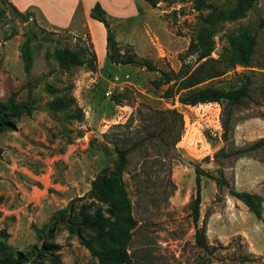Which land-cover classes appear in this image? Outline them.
Returning a JSON list of instances; mask_svg holds the SVG:
<instances>
[{"label": "rangeland", "instance_id": "1", "mask_svg": "<svg viewBox=\"0 0 264 264\" xmlns=\"http://www.w3.org/2000/svg\"><path fill=\"white\" fill-rule=\"evenodd\" d=\"M203 4L199 9L194 0H164L153 9L145 0H126L130 18L120 22L111 17V30L123 53L133 52L161 69L178 71L180 55L207 26V15L214 8L231 10L236 0H203ZM25 13L26 17L15 14L0 0V102H33L30 113L14 120V129L0 131V230L9 234L5 243L23 254H37L46 243L59 246L48 257L33 258L27 264H99L81 241H93L94 234L80 225L79 212L92 202L88 194L95 178L116 160L107 134L124 148L143 140L142 147L131 152L124 175L138 220L129 248L134 264H264V257L248 253L241 236L212 244L219 250L204 258V251L196 246L191 207L196 196V166L219 177L221 167L215 154L222 149L226 153L245 150L264 139V29L256 30L264 20V0H258L244 18L209 26L208 35L216 41L215 59L229 54L228 35L257 33L251 67L237 66L204 85L228 90L238 86L235 73L252 77L249 99L229 108L234 126L228 141H223L220 105L183 106L179 95L166 99L168 86L156 89L152 85L160 79L159 73L112 64L105 58L95 72L85 67L71 72L60 69L55 49L88 48L87 27L76 24L57 29L46 23L39 10ZM32 31L37 39L32 43L34 59L27 73L22 46ZM104 31V26H95L100 56ZM115 95L122 96L121 105L112 101ZM59 98L75 103L51 110L50 104ZM168 109L184 116V132L175 149L165 148L158 138L147 141L143 128L148 116L139 114L140 110L148 114ZM131 117V127H124ZM152 129L160 136L163 125ZM166 140L172 144L171 135ZM222 169L236 190L264 199V147L223 160ZM228 196V188L202 178L201 227ZM237 219L227 229L253 231L259 223L251 211L238 214Z\"/></svg>", "mask_w": 264, "mask_h": 264}, {"label": "trees", "instance_id": "2", "mask_svg": "<svg viewBox=\"0 0 264 264\" xmlns=\"http://www.w3.org/2000/svg\"><path fill=\"white\" fill-rule=\"evenodd\" d=\"M4 1L8 3L15 14L26 17L27 13L21 12L8 0ZM161 1L164 0H145L153 9H156ZM194 1L199 9L205 7L203 0ZM257 1L236 0L235 7L229 11L214 8L205 19L207 26L191 40L186 52L180 55L181 67L178 71L161 69L153 62L142 59L133 52L123 53L112 33L109 14L101 3L95 4L91 11V18L103 24L107 31L106 54L107 59L112 64L131 65L144 68L149 72L159 73L160 79L153 81L152 85L156 89L168 86L164 97L166 99H174L179 95L178 101L183 106L220 105L224 117L222 122L224 129L223 141H228L234 126L229 108L242 105L249 99L250 87L253 83L252 77L235 73L238 86L228 90L204 85L235 70L237 66L251 67L258 44L257 33L250 34L245 31L239 36L235 34L228 35L229 54L226 57L215 59L212 55L216 49V41L208 35L209 26L216 21H236L244 18L249 11L255 8ZM261 29H264V20L260 21L256 27L257 31ZM35 39H37V34L33 33V31L29 32L22 46V58L27 73L31 72L33 65L32 43ZM87 42H89L88 48L83 45L74 50L67 47L56 48L54 56L59 68L66 72H71L75 68L85 67L87 70L95 72L98 68V58L89 30ZM50 90L55 91L52 88ZM112 101L116 105H121L122 96L115 95L112 97ZM74 103L75 100L73 99L67 101L59 98L50 104V109L54 111L62 110ZM32 109V101L23 104H18L13 99L7 103L0 102V131L14 129V120L20 118L23 113H30ZM139 114L148 116L145 118L146 125L143 128L147 141L158 138L165 148H176L184 132L185 124L182 113L177 109H168L154 110L148 114L142 113L140 110ZM133 122L134 117H131L124 127L130 128ZM158 125H163L160 136H156L155 131L152 129ZM170 135L172 136V144H168L166 140ZM105 137L115 147L116 160L111 167L103 169L95 178L92 183V189L88 194L92 202L83 206L79 212L80 225L94 234L93 241L84 240L83 238H81V241L90 250L92 256L98 260L99 264H134L133 255L129 248L138 226V220L134 216L133 203L126 189L124 175L128 173L131 152L142 147L143 140L141 139L142 142L134 144L132 148H124L118 144V140H110L107 134ZM263 147L264 139H261L245 150L226 153L222 149L214 156L215 162L221 167L219 177L213 176L200 166L195 167L196 196L192 201L191 207L195 224L196 246L204 251V258L208 259L213 256L219 250V247L209 244L206 223L202 227L199 225L202 204V178L207 177L214 181L218 188H228L230 196L243 202L258 220L264 222L263 198L248 191L236 190L231 186L222 169L223 160L239 157ZM8 238L9 234L7 231L0 230V264H27L33 258L39 261L58 251L59 247L46 243L37 254L36 252L23 254L15 252L12 247L5 243ZM256 260H253V262ZM245 261L250 262V260ZM54 263L57 264L58 261Z\"/></svg>", "mask_w": 264, "mask_h": 264}, {"label": "crops", "instance_id": "3", "mask_svg": "<svg viewBox=\"0 0 264 264\" xmlns=\"http://www.w3.org/2000/svg\"><path fill=\"white\" fill-rule=\"evenodd\" d=\"M21 12H27L34 8L41 12L46 23L57 29H71L74 25H85L91 34L92 41L97 53L98 64L101 67L103 58L107 61L106 54V36L103 37V54L100 56L98 51V41L94 38L95 26L103 27L104 25L91 18V11L96 3H101L104 9L111 17L125 22L130 18V14L126 11V0H8ZM110 21V20H109ZM105 49V50H104ZM244 165L241 164L239 169L242 170ZM235 170H238V165ZM227 209L224 215V209ZM219 209V210H218ZM217 211L212 212L206 220L207 239L209 244L227 243L230 239L236 236L243 237L248 249V253L253 256L264 257V222L259 220V223L254 227L253 231L231 228L227 229L230 221L235 224L238 221V214H247L250 211L248 207L241 201L232 196L224 199L221 206H218ZM263 218H264V199H263ZM226 225V227H225Z\"/></svg>", "mask_w": 264, "mask_h": 264}]
</instances>
